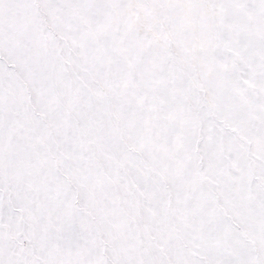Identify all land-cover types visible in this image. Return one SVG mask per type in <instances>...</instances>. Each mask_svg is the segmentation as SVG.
Segmentation results:
<instances>
[{"label": "snow or ice", "instance_id": "snow-or-ice-1", "mask_svg": "<svg viewBox=\"0 0 264 264\" xmlns=\"http://www.w3.org/2000/svg\"><path fill=\"white\" fill-rule=\"evenodd\" d=\"M0 264H264V0H0Z\"/></svg>", "mask_w": 264, "mask_h": 264}]
</instances>
